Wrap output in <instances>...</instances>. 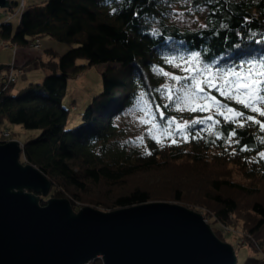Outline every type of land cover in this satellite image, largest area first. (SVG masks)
I'll return each instance as SVG.
<instances>
[{
    "label": "trees",
    "instance_id": "trees-1",
    "mask_svg": "<svg viewBox=\"0 0 264 264\" xmlns=\"http://www.w3.org/2000/svg\"><path fill=\"white\" fill-rule=\"evenodd\" d=\"M175 1L45 0L27 3L16 27L2 19L0 38L7 44L36 46L42 37H49L71 48L61 55L48 49V60L37 59L44 71L40 83L16 89L17 82L0 81V134L9 131L16 140L11 125L37 132L21 142L20 162L39 169L53 185L51 197L68 199L74 211L81 209L78 202L106 212L156 202L202 205L214 214L210 225L232 226L234 219L264 248L260 125L238 121L245 126L237 128L230 140L223 138L233 128L228 119L213 127L190 128L193 134L206 129L198 139L189 136L173 143L152 137L138 146L121 142L118 119L136 104L141 92L159 103L156 90L164 77L156 69H167L169 60L199 53L201 63L217 70L264 62V0H192L206 14L207 27L196 30L180 29L168 21ZM10 2L9 12L20 1ZM101 64L106 65L102 92L81 114L82 123L68 128L70 110L62 104L68 80ZM218 98L264 123V116ZM182 116L193 120L199 114ZM10 140L0 136V143ZM145 175H155L159 183L128 185L131 178ZM243 201L247 204L242 206ZM40 204L46 205V200L40 197ZM255 245L249 247L259 252ZM89 264L104 262L96 258ZM245 264L264 262L249 257Z\"/></svg>",
    "mask_w": 264,
    "mask_h": 264
},
{
    "label": "water",
    "instance_id": "water-1",
    "mask_svg": "<svg viewBox=\"0 0 264 264\" xmlns=\"http://www.w3.org/2000/svg\"><path fill=\"white\" fill-rule=\"evenodd\" d=\"M10 0H0V9ZM8 66L0 64V72ZM23 144L0 143V264H238L234 248L221 241L200 213L178 204L148 203L115 212L68 199L40 197L50 180L22 164Z\"/></svg>",
    "mask_w": 264,
    "mask_h": 264
},
{
    "label": "rangeland",
    "instance_id": "rangeland-1",
    "mask_svg": "<svg viewBox=\"0 0 264 264\" xmlns=\"http://www.w3.org/2000/svg\"><path fill=\"white\" fill-rule=\"evenodd\" d=\"M13 2H18L20 0H12ZM45 0H26L27 3H41ZM17 6H14L13 11L9 12V9H0V22L2 19L5 18L7 15H13V13L16 11ZM168 13V21L180 29H189V30H196L202 27V25L205 24V9L202 8V6L196 4L192 0H176L175 2L170 4V9ZM19 22V16L14 17L11 20V23L13 24L14 27L18 25ZM40 47L36 46H29V47H17L12 44H7L5 43L1 38H0V64H5V65H11L14 63L15 57H18V62L19 63H25L26 58H24V55L22 54H28L30 57H37L31 60L30 62H27L26 64L23 65L24 69H20L17 67L18 70H21L22 73L19 75L17 83L15 84L14 88L16 89H23L24 87L28 86L29 84L33 83H40L44 77V71L40 65V56H43L46 54L47 49H53L57 53L64 54L67 52L71 46H69L66 43L59 42L53 39H50L49 37H42L40 39ZM18 52V53H16ZM49 57L45 56V59L43 60H48ZM190 57L184 56V57H179V58H174L172 59L173 63L168 64V68L163 70L175 75H180V76H185L188 75L184 71H182V67H187V66H195L198 68H209L210 71L202 73V76L208 77L211 75H214L217 73V69L211 67V66H206L203 63H201L199 60L194 59L191 61V65H189L188 62ZM249 63L247 62L244 63L243 66L244 68H247ZM181 65V68L175 67V65ZM106 65L101 64V65H95L91 67L85 68L77 77H72L68 80L67 82V87H66V92L65 96L63 98V106L65 108H68L70 110V115H69V120H68V128H73L76 126H79L82 123L81 120V114L85 111V109L90 105L94 97L99 95L102 90H103V77L102 73L105 70ZM15 69V71H17ZM237 71L241 70V67L235 68ZM10 71V68H7L3 70V73H8ZM227 72V70H220L219 74L221 76L224 75V73ZM163 83L160 85L162 87L163 85H174L173 88V95L175 96L177 94L176 89H179L181 87V84L185 83L184 81H181L180 83H177L176 81H173L169 79L168 77L163 75ZM212 95L216 96L217 100H219V94L215 92L214 90L212 91ZM158 98H159V103L161 105L162 110L164 111L165 114V120H167L170 117H175L177 121H179L181 124L183 121H191L187 120L184 118L182 115L183 113L186 112H191V111H178L175 107L174 104H170L168 99H166L160 92H158ZM222 97V96H220ZM148 99H151L149 96H147ZM226 99L225 97H222ZM227 100V99H226ZM221 103H223L221 100H219ZM224 104V103H223ZM167 105V107H165ZM182 107L184 106L183 104L181 105ZM144 105L141 102V97L139 96L136 104L133 107L127 108L124 111V114L118 119L117 124L119 126V129H122V135H121V142L123 144L127 143L130 146H138L141 144H144L148 138H155L156 140H163V139H170L172 141V138L168 137L167 135H160L154 131L153 135L149 134V128L151 127V124H144L140 122V118L144 116V112L142 111ZM153 108H155V104L152 105ZM258 107L264 109V104L258 105ZM167 111V112H166ZM196 113L199 114L198 118L200 117H207L209 115L214 117V120H218L219 122L221 120H225V116L228 117V119H232L235 115V113H228L224 112V115H219L217 113V110L214 106H212L209 103V110L205 112H200L196 111ZM156 121L161 124V121L159 119V115L157 114ZM163 124V123H162ZM161 124V125H162ZM209 124H212V122H209ZM213 124L211 127H213ZM208 126V125H207ZM10 131L16 134V140H12V137L10 139L12 141H19V142H24L27 138H33L36 136L37 132L34 131H25L23 128L20 126H10ZM123 131H124V139H123ZM175 139L179 140L181 139L179 135L174 134ZM143 137V141L141 142L138 138ZM10 140V141H11ZM9 141V142H10ZM236 179H239L240 177H236ZM155 183H159L157 181V177L155 175L153 176H136L134 178H131L128 181V185L131 186H136V185H153ZM46 200V203L49 199L54 198L51 197V193L46 196L42 197ZM66 199V198H65ZM169 203V202H166ZM173 204V203H172ZM247 204L246 201H243V204ZM183 207H186L189 210H192L194 212L200 213L204 216L207 222H213V212L211 209L199 205V206H185L181 205ZM78 207L79 208H84L86 207L85 204L79 203L78 202ZM87 207H91L90 205H87ZM81 209H78L75 212L80 211ZM101 211V210H100ZM102 212H106L103 211ZM235 220L233 219L231 224L232 226H222L220 224L213 223L210 226L212 227L213 231H215L216 236L223 242L230 244L237 255L238 259V264H245L246 260L249 257H260L262 262H264V248H261L263 245L254 239H251L248 232L243 228L241 224H236L234 222ZM217 228V229H216ZM221 230L218 232L217 230ZM258 242V243H257ZM251 243L256 244L259 248V252L253 250L252 248L249 247Z\"/></svg>",
    "mask_w": 264,
    "mask_h": 264
},
{
    "label": "snow or ice",
    "instance_id": "snow-or-ice-1",
    "mask_svg": "<svg viewBox=\"0 0 264 264\" xmlns=\"http://www.w3.org/2000/svg\"><path fill=\"white\" fill-rule=\"evenodd\" d=\"M115 11V9H113ZM226 27V25H223ZM207 27V25H202ZM199 59V53L193 54L189 61L186 62L191 65V61ZM168 63H173L169 60ZM177 68L182 66L177 64ZM159 74H162L169 79L181 84L179 89H176L177 94L173 95L174 85H163L157 88L156 91L160 92L170 104H174L178 111H191V112H205L209 110V103L214 106L219 115H224V112L235 113L231 120L225 116V120L233 125V128L228 130L224 139L230 140L231 137L236 136V129L244 127V123H238V121L254 122L264 128V123L256 120L251 115H246L243 111L237 110L233 107L225 105L217 100L216 96L212 95L214 90L220 96L225 97L229 101H235L237 104L243 106V108L250 109L254 113H258L260 116H264V109L258 107V105L264 104V62L254 61L249 63L247 68L241 65V70L237 71L235 68H229L223 76L217 73L208 77L202 76V73L210 71L209 68H198L195 66L182 67V71L188 75L180 76L175 75L162 69H156ZM148 94L145 92L140 93L141 102L144 107L142 111L144 116L140 118V122L144 124H151L149 128V134L153 135L154 131L160 135H167L172 138V142L176 143L174 134L179 135L182 139H188L191 136L193 139L201 138V132L206 129H198L195 134L188 131L190 128H194L197 124H205L211 127L213 124H219L218 120H214V117L209 115L207 117L195 118L191 121H183L181 124L175 117H170L165 120L164 111L161 105L155 103L154 100L147 98ZM155 104V108L152 105ZM184 105L183 107L181 105ZM167 107V105H165ZM157 114L160 121H164L161 125L156 121ZM212 122V124H209ZM217 136H221L220 132L216 133ZM155 138V136H154ZM141 142L143 137L138 138ZM159 142V140L157 141ZM235 143L239 144V140ZM241 150H247L246 146H241ZM260 156L264 158V152L260 153Z\"/></svg>",
    "mask_w": 264,
    "mask_h": 264
},
{
    "label": "built area",
    "instance_id": "built-area-1",
    "mask_svg": "<svg viewBox=\"0 0 264 264\" xmlns=\"http://www.w3.org/2000/svg\"><path fill=\"white\" fill-rule=\"evenodd\" d=\"M27 6V2L26 0H20V2L18 3V7L16 9V11L13 13V15H7L5 16L6 20H12L14 17H18L20 16L23 11L25 10ZM40 44H36V47H40ZM8 68H10V71L8 73H6L5 75L3 73L0 72V81H5L7 84L10 83H16L18 80L19 75L22 73L21 70H18L15 66V64H11V66H8ZM15 69H17V71H15ZM0 136L3 139L9 140L11 135L9 133V131H3ZM101 258V257H99ZM90 262H88L87 264H89Z\"/></svg>",
    "mask_w": 264,
    "mask_h": 264
},
{
    "label": "crops",
    "instance_id": "crops-1",
    "mask_svg": "<svg viewBox=\"0 0 264 264\" xmlns=\"http://www.w3.org/2000/svg\"><path fill=\"white\" fill-rule=\"evenodd\" d=\"M48 50V49H47ZM16 53H18V52H16ZM22 55H24V58H26V61H25V63H19V65L17 64V62H18V57L16 56L15 57V60H14V64H15V66L16 67H19L20 68V66L21 67H23V65L24 64H26L27 62H30L31 60H33L34 58H37V57H30L28 54L26 55V54H22ZM45 56H48V54H47V52H46V54H44L43 56H40V58H42V59H45ZM49 57V56H48Z\"/></svg>",
    "mask_w": 264,
    "mask_h": 264
}]
</instances>
